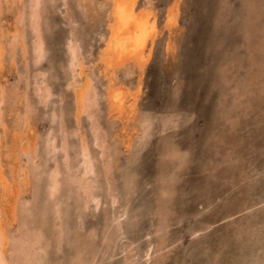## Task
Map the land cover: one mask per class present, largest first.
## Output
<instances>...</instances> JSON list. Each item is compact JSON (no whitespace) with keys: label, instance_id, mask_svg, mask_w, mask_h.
I'll return each mask as SVG.
<instances>
[{"label":"rangeland","instance_id":"rangeland-1","mask_svg":"<svg viewBox=\"0 0 264 264\" xmlns=\"http://www.w3.org/2000/svg\"><path fill=\"white\" fill-rule=\"evenodd\" d=\"M10 1L1 0L0 20L3 21L4 26L13 30L15 15L21 10V3L19 6L21 0L19 2L18 0ZM12 1L18 3L15 5L16 2ZM64 1L42 0V31L44 28L43 33L46 32L44 35L45 48H47L43 59L37 63L32 62L30 35H27L28 55H30L27 56L29 61L27 69L23 68L25 62L22 61L25 60L22 58L23 56L20 57L21 52L17 48L16 54L18 55L15 60L17 69L11 68L10 58L5 55L3 66L6 68H2V73H0V79L6 83L16 81L20 87H24L23 84L26 82L23 78H18L17 72L24 75L25 70L28 71V94H30L31 100H34L31 122L41 144L36 139L37 145H39L36 157L37 164H39L36 171L39 172L36 173V177H30L29 180L32 182L29 181V185L33 186H28L24 197L30 198L29 207L33 212L29 217L31 224L33 226L40 225L41 230L43 229L45 246L42 252L46 259L45 262L48 261L49 264L52 262L53 264H78L80 259L75 257V253L81 251L85 258H89L91 253H95L94 264H124L123 262L129 259H132L133 264H264V218H262L264 216V0H179L177 24L170 31L163 25L166 6L170 0H151L156 11L158 34L150 48V59L140 75L142 82L140 99L137 100L133 121L128 122V127H131L130 132H134L128 149L120 143L118 137L124 131L122 122L116 118L112 120L107 115L105 98L103 99L105 81L98 73V66L94 61L97 48L102 43L99 39L101 40L100 37L106 33V13L104 14V12L107 8L100 5L103 0H82L80 4L78 0ZM141 2L143 3L144 0H138V4ZM22 4L27 6L28 0H22ZM11 5L13 6L11 7ZM66 7L68 8L66 9ZM62 8L64 9L62 10ZM65 10L69 11L66 13ZM80 14L82 15L80 16ZM98 15L101 16L98 17ZM69 17H72L75 22L71 21ZM71 29H74L73 32L79 39L85 63H92V66L86 68V73L93 76L94 86L98 93L93 113L97 116L99 128L108 129L109 132L101 130L107 140L109 160H112L113 189L109 191L107 188L104 171L101 167L103 159L97 156L99 148L93 144L90 145L91 152L98 157L97 170L99 174L95 189L98 195L97 205L91 201L88 202L89 204L84 203V193L76 190L72 184L67 182L68 175L63 166L60 176L62 187L56 195V198L60 199L61 209L62 232L59 238L57 227H55L56 223L53 222L51 200L46 195V175L52 165V160L51 154L45 152L44 136L51 130L55 136L57 135L56 142H59L61 134L59 126L63 122L69 134L67 138L72 157L75 156L80 132L84 133L88 140L91 139L90 119L87 114L78 115L80 126L78 125L77 128L73 91L66 87L70 73L69 69L67 70L66 61H64L68 55L65 41L66 37L70 35ZM97 35L100 36L97 37ZM167 40L172 43L168 47ZM38 69L46 71L45 80L50 83L52 90V95L49 96L46 103L38 101L33 93L32 74ZM125 71V67L116 70V81H122L124 84L135 83L139 71L137 69L135 71V68L134 72ZM130 74L132 75L130 76ZM118 78L120 79L118 80ZM53 105L57 107L54 108ZM51 110L57 111V115L52 116ZM229 114L230 116H228ZM62 116L63 120H61ZM7 117L10 118V116ZM144 117L147 120L149 117L147 122L149 126L147 125L146 132L142 131V126L139 123L140 119ZM225 120L226 125L222 123ZM239 122L242 124L239 125ZM87 124L89 125L87 126ZM228 129L235 132L231 133ZM147 131L150 132L147 134ZM40 132L42 134H37ZM105 132L106 134H104ZM227 136L229 137L227 138ZM223 137L224 139H222ZM178 145L179 147H177ZM59 152L61 154L60 149H57L54 153L57 158L60 156ZM183 157L184 161L187 159L186 162L183 161ZM245 158L247 159L244 160ZM175 160H178L177 164H174ZM212 164H215V167ZM43 167H46L44 169L46 174L43 173ZM249 167L253 169L250 170ZM174 171L175 173H173ZM171 174L172 176H170ZM254 175L255 177H253ZM219 176L220 178H218ZM212 178L217 180H212ZM42 180L45 182L44 186ZM164 189L170 190V192L175 191L173 194L168 191L165 193ZM249 190L251 191L249 192ZM239 191L241 192L239 193ZM39 192L43 196H40ZM160 192L164 195H161ZM111 194L115 197L114 204ZM76 195L77 197H75ZM64 196L68 199L67 203ZM164 200L166 204H164ZM160 204L163 209L160 208ZM157 207L159 211H157ZM259 207H262L260 210L263 209V213L258 210ZM72 211H77V213ZM160 211H163L164 215ZM247 214L252 217L249 218ZM168 218L170 219L168 220ZM157 223L158 225H156ZM17 225V222H14L13 229ZM159 226H162V229L158 230ZM46 254L47 256H45Z\"/></svg>","mask_w":264,"mask_h":264},{"label":"bare ground","instance_id":"bare-ground-1","mask_svg":"<svg viewBox=\"0 0 264 264\" xmlns=\"http://www.w3.org/2000/svg\"><path fill=\"white\" fill-rule=\"evenodd\" d=\"M81 1L82 0H78V3L80 4ZM0 2H1V0H0ZM14 2H16L15 3V5H16L19 2V0H18V2L17 1H14ZM179 2H180L179 0H170L169 3L166 6V15L164 16L165 19L163 18L164 19L163 25L165 27L164 26L163 27L166 28L169 31L171 30L172 27H174L177 24V18H178V15H179L178 14L179 13ZM20 3H21V10L18 9L19 12L16 13V15H15V21L13 22L14 24H13V27H12L13 30H11L10 28H7L6 26H4L3 23H2L3 21L0 20V73H2V71H1V70H3L2 68H4L3 64L5 62L4 61L5 55H8L9 58H10L9 59V64L12 63L11 64V68L13 70L17 69L16 68V63H15V62H17L15 60H17L16 56L18 55V54H16L17 50H18L17 48L20 49V52H21V56L20 57L23 56L22 58L25 60V61H22V62H25V66H23L22 64L21 65L23 66V68L25 67V69H27L26 66L29 65L27 63V62H29L27 56H30V55H28V44H29V41H30V44L32 46V48H31L32 49L31 50L32 54L31 53L30 54L32 56V62H34V63H37V62H39L40 60L43 59V57L45 55V51L47 49V48H45L44 35H45L46 32L43 33L44 28H43V31H42V25H43L42 24V22H43L42 20L43 19H41L42 18V14H41L42 11L41 10L43 8L42 0H28V5L27 6H26V4L25 5L22 4V0L19 2V6H20ZM66 3L68 4V2H66ZM60 5L62 6V4H60ZM100 5H104L105 8H107L106 12L103 11L104 14L106 13V19H105V21H106V33L103 34L104 36L102 35V37H100L101 40L99 39V41H102V43H101L100 47L97 48L98 50H97L96 55L94 56L95 57L94 61H95V64L98 66L97 67L98 73L101 75V77L105 81L104 88H103L104 89V93H103L104 97H103V99L105 98V101H106V103L104 101V104H106V106H107V108H106V111H108L107 115H109V117L112 118V120L114 118H116V119L120 120L119 122H122L124 131L118 137L120 139V143L124 147H127V149H128V147H130V142L132 141V135L134 134L133 131L130 132L131 127H128L129 126L128 122L133 121L132 119L134 118V115L136 113V108H137L136 107L137 102H138L137 100L140 99L139 95H140V92H141V89H142L141 88L142 87L141 86L142 82L140 81V78H141L140 75H141V73L143 71L142 69L144 68V66L146 65L148 60L150 59V55H151V49L150 48H151V45L157 39L158 26H157L156 11L154 10V7L151 4V0H144V2L143 3L141 2V4H138V0H103V2ZM12 6L13 5H11V7ZM57 6H59V5H57ZM25 7H27V8H25ZM67 8L68 7H66V9ZM50 9H51V7H50ZM63 9L64 8H62V10ZM67 11H69V10H67ZM67 11H66V13H67ZM72 12H74V11L72 10ZM64 13H63V15H64ZM79 13H81V11H79ZM81 15L82 14H80V16ZM72 16H73V14H72ZM100 16L98 15V17H100ZM76 17H78V16L76 15ZM69 19H71V21H74V19L72 17H69ZM80 19H81V17H80ZM53 23H56V22H53ZM88 25H90V24H88ZM16 26H17V28H16ZM75 27H76V25H75ZM103 28H104V26H103ZM161 28H162V26H161ZM73 31H74V29H71V31H70L71 33H70V35H68L66 37V41L64 39L66 51H67V54H68L66 60H64V61H66L67 70L69 69V73H70V74L68 73L70 75V76L68 75L69 78L66 77V78H68L66 87H69L73 91V96L72 97L74 98V102L73 103L75 105L74 106V108H75L74 110H75L76 113L75 112L74 113H75V117L77 119L76 120L77 128H78V125L80 126L79 119H78L79 116L78 115L79 114L81 115L82 113L87 114V116L90 119L91 139L88 140L86 138L87 136H84L85 134L80 132L79 139H78V142H77V147H76V150H75V156L72 157L71 154H70V151H69L70 150V144H69L68 138H67L68 137L67 135H69V134H68L67 129L65 128L63 122L60 123V126H59V130L61 132L60 138H59V142H56V136L57 135L55 136V134H53V132L51 130H49L47 133L45 132L46 134L43 133V134H45V136H44L45 137L44 138L45 152L47 154H51L50 157H51V160H52V165L50 166V168L48 170V173L46 175L47 176L46 183L43 182V180H42V182H43V186H44V183H45V188H46V192H47V194H46L47 198L51 200V209L53 211V222L55 221V223H56L55 227H57V235H58L59 238H60V235H61V232H62V227L60 225V223H61V209H60V199L56 198V195H57V193L59 192V190L62 187V182H61L60 176H61V171H62V167L63 166H64V169L67 171V175H68L67 176V182H69V184H72L73 188H75L76 190L81 191V192L84 193L85 198H84L83 201H84L85 204L88 203L89 201L94 202L96 205L98 204V195L95 192V189H96V186H97L96 183L98 182V178L97 177H98V174H99L98 170H97L98 169V167H97L98 157H101L103 159L101 167L103 168V171H104L103 172L104 173V177H105L104 179H105V181L107 183V188H108L109 191H112V189H113V187H112L113 184H112V181H111L112 167H113L112 160L111 161L109 160V157H108V144L106 143L107 140H106L105 136L101 132V130H104V128L103 129L99 128V124L97 122V116H96L95 113H93V108L97 104L98 93H97V91L95 89V86H94L93 76H90L89 73H86L87 72L86 68L92 66V63L91 64L85 63V60H84V57H83V53H82L81 48H80L81 46H80V43H79V39L75 36V33ZM27 35H30V40L29 41H27V38H28ZM173 35H175V34H173ZM99 36L97 35V37H99ZM171 36H172V34H171ZM170 39H171V37H170ZM169 41L170 40L166 41L167 47L172 44ZM93 55H94V53H93ZM29 60H30V58H29ZM6 64H8V63H6ZM19 64H20V62H19ZM32 65H33V63H32ZM64 66H63V68H64ZM121 67H125L126 68L125 72H128V73L129 72H134L133 71L134 68H135V71L137 69L139 71L138 74L136 75V76H138V79H137V77L136 78L134 77L135 79H137V81H135V83H133V84H124L122 81L117 82L116 78H115L116 74H117L116 70L120 69ZM87 70H89V69H87ZM94 71H95V69H94ZM122 71H123V69H122ZM9 72H11V71H9ZM27 72L28 71L25 70L24 75L21 72H17L18 73V78L19 79L23 78L25 80V82H26V84H23V85H25L24 87H20L19 83L16 82V81L14 83H6V81L0 79V264H47V262H48V261L45 262L46 259L43 257V252H42V251H44V246H45V244L43 243V234H42L43 229L41 230L40 225L39 226H33L31 224V221H30L29 217L32 216L31 213L33 214V212L30 211L31 209L29 207V205H30V200L29 199L30 198L28 199L26 196L24 197V194H26L25 192H27V190H28V186H30V187L33 186V185L32 186L29 185V181H31V180H29L30 177L31 176L36 177L35 176L36 173L39 172V171L38 172L36 171V169L38 168V164H39V163L37 164V161H36L37 149L39 148V147L37 148V146H39V145H37V141H36V139H38V137L36 135L37 131H34V129H33L34 125L31 122V115H32V111H33V101L34 100H31V98L29 96L30 94H28V88L27 87L29 86L28 85L29 81H27V78H28ZM33 72H34V70H33ZM45 74H46V71L41 70V69H38L37 71H35V73L32 74V78H33L32 79L33 80L32 81L33 82L32 83L33 84V93L35 94L34 96H36L37 100L42 102V103H46L49 100L48 99L49 96L52 95L51 86H50V83L47 80H45ZM22 75H23V77H22ZM64 75H66V74H64ZM96 75H97V73H96ZM131 75L132 74H130V76ZM53 77L55 78V76H53ZM18 78H17V80H18ZM119 79L120 78H118V80ZM135 79H133V80H135ZM126 81H128V80H126ZM129 81H131V80L129 79ZM65 90H63V91H65ZM258 92H259V90H258ZM54 93H56V92H54ZM259 93H261V92H259ZM100 98H101V96H100ZM233 99H234V97H233ZM99 102H100V100H99ZM39 104H41V103H39ZM53 106H54V108L57 107L55 105H53ZM61 109H62V107H61ZM96 110H97V108H96ZM145 111H147V110H145ZM156 111H157V109H156ZM154 113H155V111H154ZM56 115H57V111L53 110L52 111V116H56ZM156 115H158V114H156ZM7 116H10V118L8 119ZM142 116H143V113H142ZM228 116H230V114ZM149 117H148V120H149ZM55 119L57 121V118H55ZM63 119L64 118L62 116L61 120H63ZM154 119H156V118H154ZM107 120H109V119H107ZM148 120H147L146 117L140 119V121L138 119L139 123L142 126V131L146 132V128H147V125H148L147 124ZM223 120H224V118H223ZM232 120H234V119L232 118ZM225 122H226V120L224 122H222V123L225 124ZM241 122H239V125H240ZM229 123H231V122H229ZM234 123H238V122H234ZM68 124H69V122H68ZM111 124H112V122H111ZM88 125L89 124H87V126ZM221 126H222V124H221ZM227 126H229V125H227ZM243 126H244V124H243ZM234 127H235V125H234ZM133 128H132V130H133ZM231 129H233V128H231ZM107 130L105 129L104 131L108 132ZM138 130H139V128H138ZM228 130H230V129H228ZM232 131H234V130H232ZM232 131H231V133H232ZM106 132L104 134H106ZM145 132H143V133H145ZM149 132L150 131H147V134ZM244 132H246V131L244 130ZM118 133H119V131H118ZM219 133L221 134L222 132H219ZM219 133H217V134H219ZM223 133H225V132H223ZM37 134H42V133L40 132V133H37ZM236 134H237V131H236ZM238 134L241 135V133H238ZM226 135H228V134H226ZM228 137L229 136H227V138ZM222 139H224V137ZM218 140H220V139H218ZM38 141H39V139H38ZM215 142H216V140H215ZM109 143H111V142H109ZM40 144H41V142H40ZM92 144L99 148V152L97 153L98 157H96V154L91 152L90 145H92ZM171 144H172V142H171ZM166 147H168V146H166ZM172 147H174V146H172ZM177 147H179V145ZM57 149H60V151H61V154L59 152L60 159H58L59 157L57 158L54 155V153L56 152ZM113 149H115V148H113ZM120 149L122 150V148H120ZM42 150H41V152H42ZM164 150H166V149H164ZM169 150H171V149L169 148ZM213 150H214V148H213ZM174 152H175V150H174ZM71 153L73 154L74 152H71ZM164 153H165V151H164ZM183 153H184V150H183ZM186 153H187V151H186ZM217 153H219V152H217ZM236 153H238V152H236ZM129 154H131V153H129ZM219 154L221 155L222 153H219ZM172 155H173V153H172ZM214 155H216V154H214ZM214 155H213V157H214ZM42 156H44V155H42ZM173 158H175V157L173 156ZM169 159L171 160V156H170ZM169 159H167V160H168L169 163H171L169 161ZM182 159H183V161L185 160L184 157ZM219 159L222 160L221 158H219ZM246 159L247 158H245L244 160H246ZM178 160H175L174 164L176 163V161L178 163ZM186 161H187V159H186ZM186 161H184V162H186ZM184 162H183V164H184ZM253 162H255V161H253ZM209 163H211V162H209ZM216 164L218 165V161H217ZM248 165H250V164H248ZM210 166H211V164H210ZM257 166H255V167L257 168ZM183 167H184V165H183ZM206 167H207V165H206ZM45 168L43 167V173H44V169ZM249 168H250V170L253 169V168L251 169V167H249ZM249 168H248V170H249ZM40 169H42V168H40ZM175 171L173 173H175ZM214 171H216V170L214 169ZM180 172H176V173H180ZM219 172H220V170H219ZM259 172H261V171L259 170ZM256 173H258V172H256ZM44 174H46V173H44ZM44 174H43V177L45 178ZM220 174H221V172H220ZM235 175H237V174H235ZM170 176H172V174ZM206 176H207V174H206ZM253 177H255V175ZM207 178H206V180H207ZM218 178H220V176ZM63 179H62V181H64L66 178L64 180ZM253 179H255V178H253ZM212 180H217V179H213L212 178ZM224 180L228 181V179H224ZM239 180H241V179H239ZM233 182H235V181H233ZM63 183L65 185V182H63ZM250 184H251V182H250ZM36 185H37V182H36ZM39 190H40V188H39ZM164 190H163V192H164ZM251 190H249V192ZM166 191L170 192V190H165V193H166ZM174 191L173 192L171 191L172 193L171 192L170 193L173 194ZM240 192L241 191H239V193ZM32 193H34V191ZM80 193H79V195H80ZM160 194L164 195L161 192H160ZM39 195H40V192H39ZM247 195H248V193H247ZM40 196H43V195H40ZM64 197L66 198V196H64ZM75 197H77V195ZM159 197H163V196H159ZM42 198H44V197H42ZM257 199H258V197H257ZM43 200H41V201H43ZM50 200H49V202H50ZM75 200H77V199H75ZM78 200H79V198H78ZM111 200H112V202L114 204V200H115L114 195H112ZM261 200H262V198H261ZM67 201H68V199L66 200V203H67ZM254 201H256V200H254ZM71 202H72V200H71ZM250 202L253 204L252 201H250ZM207 203L208 202L206 201V205H207ZM259 203H260V201H259ZM161 204H160V208L163 209ZM164 204H166L165 200H164ZM243 204L245 205V203H243ZM31 205H32V203H31ZM42 205L44 206L45 204H42ZM62 205H64V204H62ZM109 205H110V203H109ZM209 205H210V203H209ZM251 205H249V206L251 207ZM254 205H255V202H254ZM33 206H36V205L33 204ZM45 207H47V206H45ZM73 208H74V206H73ZM164 208H166V207H164ZM261 208L262 207H259L258 210H260ZM230 209H232V208H230ZM255 209H257V207ZM220 210H222V209H220ZM251 210H252L251 212H253V209H251ZM262 210H260V211L262 212ZM83 211H85L84 208H83ZM157 211H159L158 207H157ZM72 212H74V211H72ZM162 212L160 211V213H162ZM74 213H77V211L74 212ZM43 214H44V211H43ZM45 214H46V212H45ZM110 214H111V212H110ZM36 215H37V213H36ZM116 216H117V214L114 216L115 219H116ZM254 216H256V215H254ZM260 216L262 217L263 215H260ZM33 217H36V216H33ZM250 217H252V216H249V218ZM42 218H43V216H42ZM243 218H244V216H243ZM262 218H264V216ZM49 219H50V217H49ZM169 219L170 218H168V220ZM50 220H52V219H50ZM80 220H82V219H80ZM43 221H41V222H43ZM45 221H46V219H45ZM173 221H175V220H173ZM14 222H17V224H18L15 229H13ZM215 224H216V221H215ZM156 225H158V223ZM261 226H259V228H262ZM161 227L159 226L158 230L162 229ZM256 227H255V230L257 229ZM67 228H69V227H67ZM65 229H66V227H65ZM260 231H262V230H260ZM51 234H52V232H51ZM44 237H46V236H44ZM262 237H263V235H262ZM163 239H164V237H163ZM151 247H152V245H151ZM148 250L150 251V249H148ZM70 251H71V248H70ZM66 252H68V251H66ZM158 252H160V251H158ZM61 254H62V251H61ZM159 254L161 255V253H159ZM45 256H47V254ZM261 256H262V254H261ZM75 257L80 259L78 264H94L95 253H91V256L89 258L88 257L85 258L84 255H83V252L77 251L75 253ZM137 259H138V257H137ZM131 260L129 259V260H126L124 262L122 261V262L124 264H133ZM138 262H140V261H138ZM158 263H159V261H158ZM48 264H49V262H48ZM52 264H53V262H52Z\"/></svg>","mask_w":264,"mask_h":264}]
</instances>
